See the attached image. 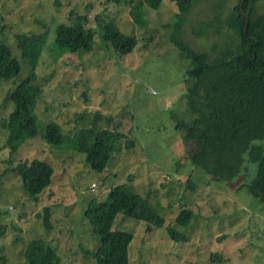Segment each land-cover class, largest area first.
<instances>
[{"label":"rangeland","instance_id":"1","mask_svg":"<svg viewBox=\"0 0 264 264\" xmlns=\"http://www.w3.org/2000/svg\"><path fill=\"white\" fill-rule=\"evenodd\" d=\"M219 1L194 0L183 15L179 35L192 48L213 54L214 44L235 39L225 21L237 0H223V8L216 10L221 24L212 22ZM255 8L264 11V0H256ZM144 11V22H136L127 2L0 0V38L21 65L17 76L0 78V216L7 226L0 239V264H26V243L38 237L56 251L59 264H95L82 247L95 250L100 241L83 209L91 198L103 199L111 186L126 181L165 219L164 226L148 231L146 222L117 214L113 229L134 235L130 264H264V204L245 184L256 168L252 154H246L248 169L239 174V181V175L232 181L216 180L191 161L188 150L194 144L183 141L175 127L179 120L193 119L192 80L186 72L191 61L169 40L173 28L163 25L174 22L179 10L174 0H162L157 9L145 6ZM75 15H85L84 27L93 31L92 50L59 54L49 49L56 25L71 22ZM108 20L137 38L131 53L118 55L104 41L101 24ZM200 21L210 26L196 36L193 28L205 29ZM44 31L47 46L35 70V82L43 88L35 108L39 134L20 146L12 163L5 123L14 105L6 95L31 71L21 58L16 34ZM52 120L67 135L80 128H109L123 137L107 166L97 171L86 164L83 152L43 141L44 127ZM255 146L263 150L264 141ZM35 157L54 169L50 185L36 200L23 190L18 172L11 168L18 160ZM183 208L194 211L187 228L175 222ZM45 214L49 229L43 224ZM168 227H176L189 240L173 241Z\"/></svg>","mask_w":264,"mask_h":264},{"label":"trees","instance_id":"2","mask_svg":"<svg viewBox=\"0 0 264 264\" xmlns=\"http://www.w3.org/2000/svg\"><path fill=\"white\" fill-rule=\"evenodd\" d=\"M108 1L131 4L136 22H144L145 6L157 9L162 2ZM174 1L179 10L176 20L163 25L173 28L169 40L191 61L186 72L192 80L189 108L193 115L191 121L179 120L175 127L181 131L183 141L194 144V148L188 150L191 161L203 167L216 180L232 181L235 176L247 172L246 154H252L256 168L253 176L248 178L250 180L245 182L246 189L264 204V149L255 146L256 142L264 141V11L255 8L256 0H245L242 16L240 0H237L225 21L226 26L234 31L235 39L222 46L214 44L213 54H210L192 48L179 35L182 17L189 13L194 0ZM215 6L212 22L221 24L220 14L216 10L223 8V0ZM84 19L85 15H75L71 22L58 23L53 47L49 49L59 54L91 51L93 31L84 27ZM198 25L205 29L201 31L200 28H193V31L196 36H201L206 33L210 23L200 21ZM101 28L104 41L113 47L116 54L124 56L135 49L137 38L124 33L115 21H104ZM16 40L21 58L31 71L6 95L14 105L5 123L8 129L6 144L10 149L9 161L12 163L18 158L20 146L39 134L35 108L43 88L35 82V70L47 46V34L45 31L30 34L20 32L16 34ZM20 70L21 65L13 56L12 48L0 38V78H13ZM43 132V141L56 147L83 152L86 164L97 171L107 166L117 150V142L123 137L122 133L109 128H80L67 135L60 124L53 120L46 123ZM129 145L132 146L133 142ZM11 168L18 172L23 190L34 200L50 185L54 170L48 161L36 157L18 160ZM243 183L241 181L239 186ZM118 213L146 222L148 231L151 227H162L165 223L158 208L149 198L135 191L128 181L114 184L105 198H91L83 209L84 219L100 241L95 250L82 247L83 253L93 257L95 264H130V244L134 235L113 229ZM193 216V210L183 208L175 222L187 228ZM46 217L45 214L43 224L49 229L51 224ZM6 232L7 226L2 223L0 216V239ZM167 234L173 241L189 240L176 227H168ZM23 255L26 264H59L60 260L56 251L40 237L27 241ZM216 260L220 261L218 258Z\"/></svg>","mask_w":264,"mask_h":264},{"label":"water","instance_id":"3","mask_svg":"<svg viewBox=\"0 0 264 264\" xmlns=\"http://www.w3.org/2000/svg\"><path fill=\"white\" fill-rule=\"evenodd\" d=\"M244 2H245V0H240V3H239L240 4V12H241L242 16H244V9H243ZM247 26H248L247 23H245V29H247ZM242 176H243L242 174L239 175L237 177V181H239ZM232 184H234V182H231V186H232Z\"/></svg>","mask_w":264,"mask_h":264}]
</instances>
